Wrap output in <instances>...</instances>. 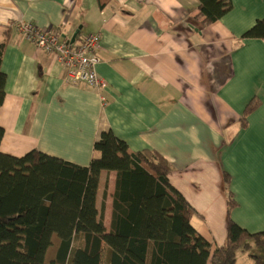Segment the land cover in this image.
I'll return each mask as SVG.
<instances>
[{
	"label": "crops",
	"instance_id": "1",
	"mask_svg": "<svg viewBox=\"0 0 264 264\" xmlns=\"http://www.w3.org/2000/svg\"><path fill=\"white\" fill-rule=\"evenodd\" d=\"M232 4L205 25L199 0H111L104 8L98 0H0V42L7 36L1 151L21 157L36 149L89 166L99 155L95 141L111 129L132 151L167 159L171 184L195 208L193 224L214 248L227 237L225 172L238 202L232 219L263 231L264 39L243 35L264 18V0ZM20 22L54 28L76 44L100 33L105 89L67 84L65 68L19 33ZM253 99L259 106L243 126ZM116 175L103 172L99 181L97 207L105 202L108 230ZM254 248L264 246L249 255ZM247 254L237 264H251Z\"/></svg>",
	"mask_w": 264,
	"mask_h": 264
},
{
	"label": "trees",
	"instance_id": "2",
	"mask_svg": "<svg viewBox=\"0 0 264 264\" xmlns=\"http://www.w3.org/2000/svg\"><path fill=\"white\" fill-rule=\"evenodd\" d=\"M111 0H98L104 8ZM232 0H199L198 18L209 25L232 8ZM7 31H5V34ZM243 38L264 39V18ZM7 36L0 42V108L6 97L2 69ZM253 99L242 117L259 106ZM5 130L0 126V147ZM89 166L32 150L17 157L0 149V264H237L239 254L264 246V230L252 233L232 219L238 206L231 176L224 173L228 205L225 243L217 248L193 224L195 208L175 188L173 168L152 149L132 151L111 129L94 144ZM116 171L110 229L97 207L100 176ZM105 184L104 200L107 198ZM251 264L264 257L250 254Z\"/></svg>",
	"mask_w": 264,
	"mask_h": 264
},
{
	"label": "built area",
	"instance_id": "3",
	"mask_svg": "<svg viewBox=\"0 0 264 264\" xmlns=\"http://www.w3.org/2000/svg\"><path fill=\"white\" fill-rule=\"evenodd\" d=\"M17 29L37 48L55 56L65 68L67 84L99 91L105 89L107 83L97 71L101 63L98 54L102 39L100 33H90L81 44H76L62 38L54 28L40 29L32 23L20 22Z\"/></svg>",
	"mask_w": 264,
	"mask_h": 264
},
{
	"label": "rangeland",
	"instance_id": "4",
	"mask_svg": "<svg viewBox=\"0 0 264 264\" xmlns=\"http://www.w3.org/2000/svg\"><path fill=\"white\" fill-rule=\"evenodd\" d=\"M107 252H108L107 246L104 245L103 249H102V253H101L100 264H106ZM250 253L264 257V248H254ZM246 254H247V252H246ZM240 255H242V253L239 254V257H240ZM247 255H249V252ZM239 264H242V260H240Z\"/></svg>",
	"mask_w": 264,
	"mask_h": 264
}]
</instances>
